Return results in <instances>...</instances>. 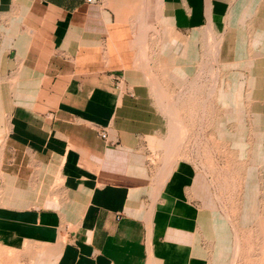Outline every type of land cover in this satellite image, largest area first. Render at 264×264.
Here are the masks:
<instances>
[{
    "label": "crops",
    "instance_id": "crops-1",
    "mask_svg": "<svg viewBox=\"0 0 264 264\" xmlns=\"http://www.w3.org/2000/svg\"><path fill=\"white\" fill-rule=\"evenodd\" d=\"M0 248L264 264V0H0Z\"/></svg>",
    "mask_w": 264,
    "mask_h": 264
},
{
    "label": "rangeland",
    "instance_id": "rangeland-1",
    "mask_svg": "<svg viewBox=\"0 0 264 264\" xmlns=\"http://www.w3.org/2000/svg\"><path fill=\"white\" fill-rule=\"evenodd\" d=\"M206 43H203V45L199 46V49L202 50V62L198 63L199 66V70H203L204 73H208L209 71L212 70H219V69H224L226 68V64L225 63H221L220 61L217 62L215 61V58H217V54L218 53V45L216 44V41L214 43L210 42V39H207V41L205 40ZM158 50H161L162 47H155ZM157 57L159 59L162 58L161 54H158ZM187 64H189V68L194 69V62H188ZM173 66V67H172ZM176 67L178 66L177 64L175 65ZM172 63L171 68L175 67ZM155 68L156 69H162V68H166L163 67V62L162 61H156L155 62ZM212 78H203L202 80V85H203V90H204V95H203V102L207 101V97H210V88H211V82H212ZM194 79H192V83H190V86H194ZM209 102V100H208ZM204 115H205V110L203 111ZM255 129H257V127H252V134L256 133L254 132ZM254 145L257 147L258 146V142H253ZM253 147L251 148V181H252V186L253 185H258V170L257 167L254 165L256 163V161L258 160V158H255L254 155V151H253ZM252 196H257V193L255 195H253V191H252ZM18 254L17 251H15L14 249H11L10 251L4 250L3 248H0V264H21L20 260L18 259Z\"/></svg>",
    "mask_w": 264,
    "mask_h": 264
},
{
    "label": "built area",
    "instance_id": "built-area-1",
    "mask_svg": "<svg viewBox=\"0 0 264 264\" xmlns=\"http://www.w3.org/2000/svg\"><path fill=\"white\" fill-rule=\"evenodd\" d=\"M99 135H100L102 138L107 139V140H108V143H110V144H113V143H114V140H113V139H109V138L107 137V132H106L105 128H102V129L99 131Z\"/></svg>",
    "mask_w": 264,
    "mask_h": 264
}]
</instances>
